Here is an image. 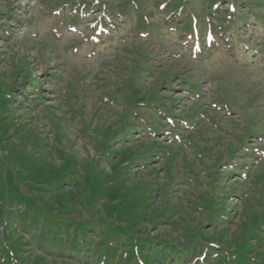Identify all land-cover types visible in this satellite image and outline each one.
<instances>
[{"label":"rangeland","instance_id":"rangeland-1","mask_svg":"<svg viewBox=\"0 0 264 264\" xmlns=\"http://www.w3.org/2000/svg\"><path fill=\"white\" fill-rule=\"evenodd\" d=\"M63 168L80 256L264 264V0H0L5 211Z\"/></svg>","mask_w":264,"mask_h":264},{"label":"trees","instance_id":"trees-1","mask_svg":"<svg viewBox=\"0 0 264 264\" xmlns=\"http://www.w3.org/2000/svg\"><path fill=\"white\" fill-rule=\"evenodd\" d=\"M62 171H65V168L61 171L55 170L52 179L47 181V187L43 189L35 188L34 196L27 199V204L30 208L28 207L24 210L21 215L26 221L29 217L30 221L27 224L18 221V219L22 218H17L5 211L6 208L3 206L0 197V240L4 242V245L7 247L10 254H12L14 258L16 257L19 259V262L22 260V258L19 257V254H33L36 253L37 250H40L42 253L48 254L45 259H47L49 255L57 256V259L50 258L48 259L49 261L47 260V263L42 261L38 264H58L62 258L68 259L67 261L77 264H112L108 262V253L104 254L106 255L105 260H100L99 258L97 260H91L93 257V254L90 253L92 251L91 248L89 250L87 249V252L90 254L88 253V255L80 256V249L82 247L85 245L86 247H91V242H85L86 238L91 233H93L95 237H104L101 241H105L109 240L108 238H114L109 230H107V233L105 234V231L103 232V227L99 226L101 230L99 229L98 232H96L91 226H84V223L80 220L82 219L80 215L76 216V214H69L74 213L71 210H68V212H65V210L57 212L49 207L51 203L49 204V202H47L42 204V197L50 196L52 193H58L57 196L66 194L67 190L70 189L73 191L69 198L74 197V192L76 191L75 187L77 186L78 181H75L74 176H69L70 178H67L65 173L61 174ZM84 228L87 229L82 233V229ZM26 233L29 235V240L27 237H24ZM95 250H100V248L96 246ZM0 257L2 256L0 255ZM0 262L6 264L5 261ZM31 262L26 260V262L23 263L21 261L20 263L30 264ZM32 263L34 264V262ZM115 263L130 264V256L116 259Z\"/></svg>","mask_w":264,"mask_h":264}]
</instances>
